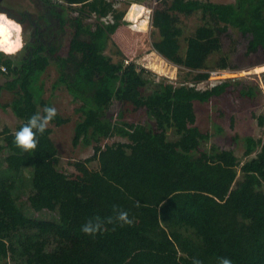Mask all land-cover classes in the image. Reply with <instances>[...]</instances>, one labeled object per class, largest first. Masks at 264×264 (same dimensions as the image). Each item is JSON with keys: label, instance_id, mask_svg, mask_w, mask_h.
<instances>
[{"label": "trees", "instance_id": "1", "mask_svg": "<svg viewBox=\"0 0 264 264\" xmlns=\"http://www.w3.org/2000/svg\"><path fill=\"white\" fill-rule=\"evenodd\" d=\"M60 1L65 10L75 7L84 16L113 18L97 22L85 40L71 31L69 45L82 52V60L69 72L61 63L57 82L81 101L87 116L85 124H78L76 137L90 128L95 138L99 133L129 141L102 148L97 143V169L77 161L79 172L65 174L58 168L60 156L51 130L39 117L43 46L34 49L37 43L28 40L24 49L30 50L15 55L0 49V73L20 76L27 70L15 106L23 94L33 105L21 132L9 136L4 149L22 166L34 169L41 184L39 210L49 214L43 217L23 208L13 188L16 173L0 170V197L7 211L0 230V264H264V141L247 136L245 154L256 155L243 162L232 149H204L201 145L209 137L196 112L197 102H210L232 83L229 78L197 85L198 78L209 76L208 68L235 69L224 51L223 33L231 27L239 30L247 38V54L259 53L264 61V0H170L173 11L200 14L201 23L185 36L184 51L181 28L157 10L152 23L162 37L155 48L186 68L194 82L159 80L148 94L146 67L124 57L115 61L105 51L115 32L131 52L139 39L147 40L146 35L139 38V29H118L125 23L124 12L114 0H46L58 5ZM52 11L65 26L75 25L56 8ZM117 53L124 56L121 49ZM214 54L220 56L210 65ZM239 92L250 98L256 94L252 86ZM124 99L145 107L155 122L107 121L104 113L112 101ZM169 127L178 140L168 139ZM165 233L178 257L163 252Z\"/></svg>", "mask_w": 264, "mask_h": 264}, {"label": "rangeland", "instance_id": "2", "mask_svg": "<svg viewBox=\"0 0 264 264\" xmlns=\"http://www.w3.org/2000/svg\"><path fill=\"white\" fill-rule=\"evenodd\" d=\"M57 1V0H53ZM160 0H114L118 10L123 11V20L120 27L139 29L140 36L146 35L147 40L139 39V45L132 52L126 46L120 44L115 33L105 49L107 54L112 55L115 61L123 59L134 60L138 65L145 66V75L151 80V85L145 87L146 94L152 93L156 88V81L164 80L179 84L181 81L194 82L188 77L187 69L164 57L156 48L155 42L162 37L161 31L153 25V14L159 10L164 13L166 19L181 28L178 36L184 51L185 36L191 34L201 23L200 14L197 12L184 14L168 8L170 0L160 4ZM216 2H232L234 0H213ZM55 5L58 11L75 25L70 28L62 24L61 19H55V27L50 41L43 45L40 50L45 59V69L40 77L43 82V99L39 110V117L44 125L51 130V138L58 148L60 164L58 168L65 174H76L79 172L75 163L84 161L88 167L97 169L99 164L95 158L94 148H102L105 144L117 141L129 140L125 137L114 135L112 137L102 136L98 133L95 138L93 131L89 128L86 134L76 137L78 124L87 121L86 113L81 108V101L74 99L65 84L57 82L61 74V63H64L66 72H69L73 64L82 60V52L72 49L69 45L71 31L77 33L78 38L86 39L89 32L93 31L97 22H108L112 16L99 19L95 14L82 15L79 9L73 7L65 10L63 1ZM5 8L21 13L23 10L30 11L33 16L41 14L44 9L43 0H5ZM161 8V9H160ZM0 16L8 19L4 22L0 17V49L5 53L19 54L25 42L30 40L32 26L29 22L21 23L13 19L6 12H0ZM7 21V20H6ZM142 32V33H141ZM224 51L229 54L235 69H227L222 75H210L206 78H198L197 85L207 87L219 84L223 80L232 79L228 89L220 96L213 98L208 103H196L197 121L204 132L208 134L201 147L210 149L212 145L219 148L232 149L240 158L241 162L256 155L245 154V138L249 135L261 138L264 141V61L259 53L247 54V38L239 30L231 27L229 31L222 34ZM121 49L123 55L117 53ZM25 50V49H24ZM22 50L21 53L24 51ZM214 54L209 58V64L213 65L219 58ZM208 68L206 71L215 70ZM24 69L20 76L13 72L0 73V170L15 172L17 179L14 183L16 197L23 208L37 213L39 216L48 217L47 211L39 210L38 194L40 181L33 168H27L20 164L19 159L13 158L4 149L9 136L20 133L21 125L28 115L29 108L33 105L30 96L23 94V100L15 106L17 95L24 91ZM134 73L130 74L129 80L134 82ZM254 87L256 94L253 98L243 96L239 90ZM21 93V94H22ZM16 99V100H15ZM104 117L109 122L125 120L131 122L144 121L154 123L145 107L138 106L131 100H113ZM169 140L176 141L179 136L173 127L168 128ZM242 175L239 176V178ZM7 220L6 202L0 197V230ZM163 252L173 253L179 256L175 244L167 234H163ZM172 254V255H173ZM176 257V258H177Z\"/></svg>", "mask_w": 264, "mask_h": 264}, {"label": "flooded vegetation", "instance_id": "3", "mask_svg": "<svg viewBox=\"0 0 264 264\" xmlns=\"http://www.w3.org/2000/svg\"><path fill=\"white\" fill-rule=\"evenodd\" d=\"M43 1H44V5H43L44 11L41 14H38L37 16L34 17L33 14L27 10H23L21 13H17L11 10L10 8L6 9L5 5L3 4L5 0H0V12H6L13 19L18 20L21 23L29 22L31 24L32 32H31L30 40L37 43V47H34V49L40 48V46L45 45L51 40L50 37L52 36L55 27L54 20L56 18L60 19L52 11L54 10V8H56L55 5L57 4L55 2L48 3L46 2V0ZM1 18L4 20V22L10 23L8 19H5L4 17ZM26 43L27 42L24 43L22 49L25 48ZM29 50L30 48H27L25 51H29Z\"/></svg>", "mask_w": 264, "mask_h": 264}, {"label": "built area", "instance_id": "4", "mask_svg": "<svg viewBox=\"0 0 264 264\" xmlns=\"http://www.w3.org/2000/svg\"><path fill=\"white\" fill-rule=\"evenodd\" d=\"M227 69H223V68H216L215 70H210V75H222L223 72H226Z\"/></svg>", "mask_w": 264, "mask_h": 264}]
</instances>
